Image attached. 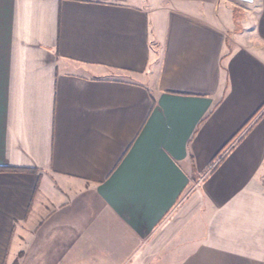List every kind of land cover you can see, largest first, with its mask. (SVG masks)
<instances>
[{"label": "crops", "instance_id": "obj_1", "mask_svg": "<svg viewBox=\"0 0 264 264\" xmlns=\"http://www.w3.org/2000/svg\"><path fill=\"white\" fill-rule=\"evenodd\" d=\"M232 2L0 0V264H264V0Z\"/></svg>", "mask_w": 264, "mask_h": 264}, {"label": "rangeland", "instance_id": "obj_2", "mask_svg": "<svg viewBox=\"0 0 264 264\" xmlns=\"http://www.w3.org/2000/svg\"><path fill=\"white\" fill-rule=\"evenodd\" d=\"M231 2H232V0H231ZM232 4L235 5V7H233V9H234L233 10V17H234L235 24H236V30L241 31L243 29V22L245 21V18L250 16L249 10L251 9L252 6L239 4L235 0L232 2ZM204 178H205V174H203V176H199L197 181L203 182ZM194 185L195 184H192L191 188H194L195 187ZM196 185H199V182ZM190 193H192V192L189 191V194ZM187 196H188V194H187Z\"/></svg>", "mask_w": 264, "mask_h": 264}, {"label": "water", "instance_id": "obj_3", "mask_svg": "<svg viewBox=\"0 0 264 264\" xmlns=\"http://www.w3.org/2000/svg\"><path fill=\"white\" fill-rule=\"evenodd\" d=\"M239 4L251 6L255 3V0H235Z\"/></svg>", "mask_w": 264, "mask_h": 264}]
</instances>
